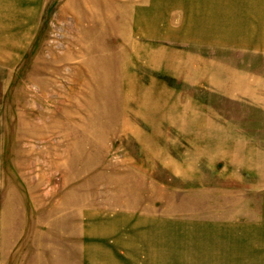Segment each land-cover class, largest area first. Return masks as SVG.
<instances>
[{"label": "rangeland", "instance_id": "obj_1", "mask_svg": "<svg viewBox=\"0 0 264 264\" xmlns=\"http://www.w3.org/2000/svg\"><path fill=\"white\" fill-rule=\"evenodd\" d=\"M263 34L264 0H0V264H264Z\"/></svg>", "mask_w": 264, "mask_h": 264}, {"label": "crops", "instance_id": "obj_2", "mask_svg": "<svg viewBox=\"0 0 264 264\" xmlns=\"http://www.w3.org/2000/svg\"><path fill=\"white\" fill-rule=\"evenodd\" d=\"M227 19H229V18H227ZM228 28H224V29H222V32H231L232 30H231V28H232V22L229 20L228 22ZM215 26H216V23L214 24ZM217 31V30H216ZM251 39V37H248V35H247V43H252V45L253 44H255V45H257V46H255L256 48H262L264 45H263V41H264V34L261 36L260 35V37H259V41L258 42H254V41H252V40H250ZM258 40V39H257ZM246 41V40H245Z\"/></svg>", "mask_w": 264, "mask_h": 264}]
</instances>
